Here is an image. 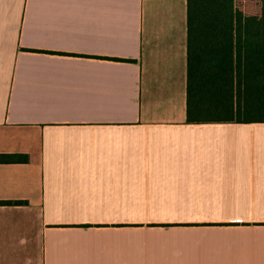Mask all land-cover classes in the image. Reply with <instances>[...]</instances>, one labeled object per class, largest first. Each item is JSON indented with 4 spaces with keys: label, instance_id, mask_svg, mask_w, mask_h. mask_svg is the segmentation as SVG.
Returning a JSON list of instances; mask_svg holds the SVG:
<instances>
[{
    "label": "crops",
    "instance_id": "crops-1",
    "mask_svg": "<svg viewBox=\"0 0 264 264\" xmlns=\"http://www.w3.org/2000/svg\"><path fill=\"white\" fill-rule=\"evenodd\" d=\"M187 43V0H0V264H264V123H188Z\"/></svg>",
    "mask_w": 264,
    "mask_h": 264
},
{
    "label": "trees",
    "instance_id": "trees-1",
    "mask_svg": "<svg viewBox=\"0 0 264 264\" xmlns=\"http://www.w3.org/2000/svg\"><path fill=\"white\" fill-rule=\"evenodd\" d=\"M187 32L188 123H264V0L258 13L237 0H187ZM27 162L0 154V164Z\"/></svg>",
    "mask_w": 264,
    "mask_h": 264
},
{
    "label": "rangeland",
    "instance_id": "rangeland-1",
    "mask_svg": "<svg viewBox=\"0 0 264 264\" xmlns=\"http://www.w3.org/2000/svg\"><path fill=\"white\" fill-rule=\"evenodd\" d=\"M262 0H237L240 9L246 12L258 13L261 8Z\"/></svg>",
    "mask_w": 264,
    "mask_h": 264
}]
</instances>
